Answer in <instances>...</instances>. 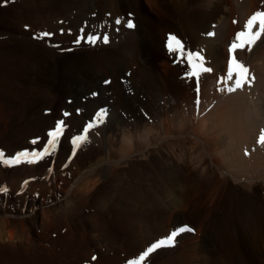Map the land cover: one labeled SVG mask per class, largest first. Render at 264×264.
<instances>
[{"label":"rangeland","instance_id":"374dc122","mask_svg":"<svg viewBox=\"0 0 264 264\" xmlns=\"http://www.w3.org/2000/svg\"><path fill=\"white\" fill-rule=\"evenodd\" d=\"M118 1L120 2L117 3ZM182 1L7 0L5 3V0H0V73H6L13 81L12 84L9 82L10 84L5 85L6 89L0 90V99L4 105L0 112V151H3L5 158L24 150L42 151L48 139L47 133L54 128L56 121L63 119L67 125L56 151L50 156L35 164L22 163L11 167L0 164V186H6L9 190L7 195H0V264H14L11 256H17L18 264L20 260H24L22 262L25 264H128L129 261L136 264L140 254L151 243L167 237L182 225H188L195 231L180 234L173 247L156 250L140 264H231V259L236 264H243V260L248 264H264L263 246L259 248L249 244L247 236V240L246 237L243 238L242 248L228 250L224 247L220 229L227 217V205L238 201L240 197L256 211L258 205L262 204L263 212L260 211L259 216L261 214L264 218V184H258L253 191L226 185L218 203L210 206L207 196L214 184L206 181L204 184H192V180L199 179L194 165L179 164L170 154L166 155L165 150H161L162 158L157 154L152 156L155 160L159 159L157 166L148 160H140L139 157L130 158L121 167H111L116 176L113 181L103 180L101 177L97 184H90L89 189L83 192L75 184L79 173L96 159L99 146L90 139L73 156L71 139L82 133L85 124L97 111L92 112L96 108L89 105L90 97L98 98L100 102L110 97L100 96V92L96 91L84 97L79 94L76 98H71L77 94V89L74 85L70 86L69 81L74 75L71 76L66 70L78 74L90 65L91 70L102 72L104 69L96 65L94 57L90 55L116 51L111 47L126 43L128 36L124 32L135 31L137 27L140 33L145 32L148 35L147 52L142 61L144 64L140 67L154 63L157 74L148 72L145 77H141L143 80L139 78L137 82L134 81L138 84L133 87L128 86L126 80L116 73L118 86L122 87L124 84L125 88H130L128 91L131 96H134L132 99L126 91L128 95L125 93L124 97L115 95L111 98L110 104L115 106L117 116L130 125L131 121L137 126L139 122L150 123L153 121L152 113L155 108L152 99L157 98L156 106L167 108L166 114L171 117L176 111H182L179 97L188 93L194 99L191 108L197 107L199 111L200 105L197 106L195 102L197 79L187 75L190 71L187 61L175 62V54H170L166 48L169 34L179 30L178 27L182 24L181 15H178L179 11L176 9H180L186 0ZM237 1L232 7L234 10L228 9L225 15L228 16L232 11L238 20L242 15L238 7L243 5L244 0ZM260 1L262 5L258 0H253L254 13L264 11V0ZM227 2L230 5L231 1L225 0V4ZM99 4L106 8H95ZM73 7L77 10L63 16L65 11H70ZM168 7L174 13L171 14ZM114 8L119 9L120 14L115 16L110 11ZM194 10L199 11V7L196 6ZM86 11L92 13H85ZM48 16L52 17L49 19ZM117 17L124 21L131 19L135 27L128 29L123 24L116 26L114 20ZM188 22L182 26L189 28L191 25L185 31L191 30L189 32L194 33L192 22ZM25 25L28 26L27 29ZM81 28L85 29V33L103 34L106 31L110 41L108 44L76 45L73 41L80 35ZM41 32H49L53 36L50 40L36 38ZM173 35L179 38V35ZM206 36L215 37L206 33L201 37ZM180 41L183 45L186 44L185 41ZM195 42H192L193 49L190 47L188 50L200 52L204 57V66L213 70L208 73L201 72L200 80L201 76L214 75L215 68L208 53V45L199 43L196 44L199 46H195ZM232 42L228 44V51ZM256 44L250 52L255 49ZM44 51L55 52L59 56L58 60L47 58ZM179 69L183 70L181 75L177 73L180 72ZM136 70L137 67L132 65L128 76L136 73ZM108 80L110 83L115 81L114 78ZM164 82L174 85L164 86ZM29 87H41L45 90L52 87L53 93L28 95L26 90ZM163 90L165 93H162ZM200 95L199 87V99ZM161 96H164L162 101ZM102 108L107 109L102 106L98 110ZM65 112L70 115L65 117ZM104 124L92 131L89 138L100 136V127ZM34 139L38 140L37 144L31 143ZM208 162L206 160L207 164ZM204 177L219 180L221 174L211 164ZM70 198L71 205L64 207L62 204ZM237 208L238 203H235L234 210L237 211ZM250 212L257 219L258 214ZM238 225L240 224L237 227L241 231ZM5 247H15L26 253L16 254L4 250ZM93 256L97 257L95 261H92Z\"/></svg>","mask_w":264,"mask_h":264},{"label":"bare ground","instance_id":"6f19581e","mask_svg":"<svg viewBox=\"0 0 264 264\" xmlns=\"http://www.w3.org/2000/svg\"><path fill=\"white\" fill-rule=\"evenodd\" d=\"M180 1L183 2L182 0ZM230 1L231 6L228 2L229 6H227V3L225 4V0H186L183 5L181 4L182 6L180 9L176 7L179 11L178 15H181V21H179L182 22V24L180 23L178 27L179 30L177 29L178 31L176 30L173 34L179 35L180 39L178 37L177 38L186 42L184 46L187 50L190 47L193 49L192 42H195V39L197 40L195 42V46L202 44L208 45V53L213 60V66L215 68L214 71L216 74L214 73L212 76H201L199 80V87L201 91V103L200 108H198L199 111L196 109L197 107L191 108V104L194 99H192L189 93L186 94L188 92L186 91V95L179 97V99H181L179 101V105H182V111H176L171 117L166 114L167 108L164 109L163 106L160 108L156 106L158 105L157 98H151L154 100L153 103L155 104V108L153 110L154 113H152L153 121L150 123L148 121H145L144 123L139 122V125L137 126L135 122L131 121L130 125L128 124L129 122L127 123L117 116L115 112L116 108L114 105L110 104V100L115 95L120 98L124 97L125 93H130L128 91L130 88H125L124 84L123 86L121 85L122 87L118 86V81H116L117 78L115 80L116 73L118 72L121 78L126 80V84H128V86L133 85V87H136L137 85L135 84H138L134 83V81L137 82L139 78L145 77L148 72H156L154 74H157V67L154 63L149 62V65H143L140 67L141 64H144L142 61H144V56H146L145 53L147 52L149 40L148 35L145 32L140 33L137 27L135 31L124 32V34L128 36L125 44L112 45L111 48L116 49V51L106 54L90 55L91 57H94V60L97 63L96 65L104 69L102 72L96 69L91 70L89 67L90 65H87L84 68L85 71L78 74H74V71L72 72V70L65 69L71 74V76L74 75L69 81V84L70 86H76L77 89V94L71 98H76L79 94L81 95L80 97H84L96 91L100 92V96L110 97H107V99L103 102H100L98 98L91 97L88 100L89 105L96 108L92 112L98 110L99 107L105 106L109 115L104 126L100 127L101 135H97L98 137L91 135L92 137L89 138V140L91 139L93 142L95 141V143H98L99 151L96 155V159L93 160L88 167L84 166L85 168L81 171V173H79L80 176L75 180V184H77V188L80 192L87 191L90 184H97L99 178L101 177L103 180L110 179L113 181L116 176L111 170V167H121L124 164H127V160L130 158L139 157L140 160H148L150 163L157 166L159 159L155 160L152 156L157 154L159 158H162L161 150H165V154H170L169 156H172L179 164L185 163V165H187L190 163L194 165L197 173H199V179L195 178L192 180V184H202L205 181L208 182V184H214V187L210 189L207 196L210 200L208 201L210 202V206H215V204L218 203L221 199L220 196L222 191L225 187H227L226 185L231 184L253 191L258 184H264V145H259L256 142L260 135V130L264 129V36L258 40L255 49L253 48L254 50L252 52L248 51L247 48L237 51L238 60L243 62L249 69L251 79L250 85H246L243 89L237 90L236 92L229 93L226 90L220 91V89H226L229 86L222 82V77L226 73L229 63L230 53L227 49L228 44L230 41L232 42V40H235L236 33L243 30L246 21L252 16V14H254L253 0H244L243 5H238L240 6L238 7V11L242 12V15L239 17L240 19L237 20V17L234 16L235 13L234 15L231 13L232 11L228 16H226V11L228 9L231 10L237 0ZM119 2L120 1L117 3ZM258 3L261 4V1L258 0ZM188 5L192 7L188 8ZM102 6L99 4V6L93 7L97 9L106 8ZM196 6L199 7V11L194 10L196 9ZM72 10L77 9L76 7H73L70 11H65L63 16H66ZM169 10L171 14L174 13L172 9L169 8ZM110 11L113 12L115 16L119 13V9L117 8L111 9ZM166 12L164 14H166ZM85 13L90 14L92 12L86 11ZM51 17L52 16H48L49 19ZM188 21L192 22V25L195 28L194 33L189 32L191 30L188 32L185 31L189 29L191 25L189 28L182 26ZM213 24H216V26L213 27ZM172 31H174V29L171 30V32ZM209 32L214 33L215 37H201L203 33L208 34ZM54 53L44 51L43 54L47 58L54 61L57 57H59ZM131 64L135 65L137 70L136 73L129 77L128 70L131 68ZM54 66L56 68L58 67L56 63H54ZM172 68L174 69L175 67ZM180 69V72L177 73H180L181 75L183 70ZM2 74L3 73H0V90L3 88L6 89L5 85L9 82L12 84L13 82L8 78L6 73L4 75ZM149 76L148 79L151 80ZM110 78H114L115 81L103 84L106 80L109 81L108 79ZM167 82H164V86L169 85L170 87L172 83L167 84ZM154 86H157V84H154ZM52 90V87H48L46 90L41 87H29L26 92L28 95L42 96L45 93L51 95L53 93ZM181 90L182 89H180V92ZM163 91L162 93H165V91ZM152 92L151 94H153ZM129 95L132 99H134V96H131V93ZM162 97L164 96H161V101ZM2 102L3 101L0 99V112L4 108ZM20 107H22V105ZM0 115L2 116V114ZM46 118H44V120ZM48 121L49 120H47V122ZM87 146L89 147V144ZM246 151L248 152V155H245ZM206 160L209 161L208 164L206 163ZM211 164L213 165L214 170L221 174L219 180L212 177H209L208 179L204 177V174L207 173V167L211 166ZM112 181H110V183ZM197 193L199 194V192ZM237 200L238 201L236 202L233 201V203H231L232 205H227V217L223 220V228H220L223 236L224 247L228 250L242 248L244 244L243 240L245 239L244 237H246L247 240V236L249 237V244L258 246L259 248H261V246L264 247V218L261 214L259 216L260 211L261 213L263 212L262 204L258 205L260 209L255 204L258 208L256 211L254 210V207H249L247 201L242 197ZM235 203H238L237 211L236 209L234 210ZM62 205L64 207L70 206L71 198ZM250 211H254V214H258L257 219L256 216L252 217ZM237 224H240L238 226H240L241 231L237 227ZM4 250L12 251L16 254L26 253L15 247L11 249L9 247H5ZM11 258L14 264H18L16 261L17 256H11ZM22 259H24V257ZM22 261L20 260V264H25ZM243 262V264H248L244 260ZM231 264H236L235 260L231 259Z\"/></svg>","mask_w":264,"mask_h":264},{"label":"snow or ice","instance_id":"6c2138e0","mask_svg":"<svg viewBox=\"0 0 264 264\" xmlns=\"http://www.w3.org/2000/svg\"><path fill=\"white\" fill-rule=\"evenodd\" d=\"M7 0H5V3ZM235 23V21H234ZM114 24L116 26L124 25L128 29H132L135 27L134 22L131 19L127 21L122 20V18H115ZM27 29L28 26L25 25ZM118 31L119 28L117 27ZM63 33V30H61ZM209 36L214 35V33L209 32ZM53 36L52 33L49 32H41L39 34L38 39L51 38ZM264 36V11H258L254 13L244 24L243 30L236 33L235 40L231 43L229 48V63L228 68L224 76L222 77V82L226 85H229L226 89H220V91H227L229 93L236 92L237 90L243 89L246 85H250V72L248 67L244 65L243 62L239 61L237 58V51L243 50L247 48L248 51L252 50V46L256 44L261 37ZM110 41L109 34L105 31L103 34L98 33H85V29L81 28L80 35L77 36V39L73 41L74 44L79 45L81 43H87L89 45H96L97 43L108 44ZM56 47V45H53ZM166 48L168 49L170 54H175L176 61H187L188 68L190 71L187 73L190 77H195L197 79V106L200 105L201 101L199 99V74L201 72L208 73L213 70L210 67L204 66V57L200 52H194L191 50L185 49L182 42L174 35L169 34L168 40L166 42ZM195 60V62H193ZM199 70V71H198ZM230 82V84H229ZM105 83H110L109 81H105ZM93 95H96L95 93ZM65 117L70 114L65 112L63 114ZM109 112L107 109H99L94 114L93 118L88 121L82 129L81 134H77L72 137L71 143L73 145L72 155L75 156L76 151L81 148L83 145L89 143V135L90 133L98 129L100 125L104 124L108 118ZM67 125L65 120H57L53 129L49 130L47 133L48 139L46 141L45 146L42 151H32L29 152L27 150L17 152L14 156L5 158V154L3 151H0V164L5 166H16L22 163L35 164L39 160H43L46 156H50L53 152L56 151L58 147V141L61 136L64 135L65 129ZM257 144L264 145V129L260 130V135L257 139ZM32 144H37L38 140L34 139L31 141ZM245 155H248V152H245ZM51 171V169H50ZM27 183V182H25ZM8 188L6 186H0V195H7ZM195 229L188 225H182L177 229L173 230L167 237L157 240L150 244L147 249L142 252L139 256V260L136 264H140V262L145 261V258L148 257L151 253H154L156 250L165 248V247H173L175 244L176 237L182 233H192ZM97 259L96 256L92 257V261ZM128 264H133V261H129Z\"/></svg>","mask_w":264,"mask_h":264}]
</instances>
